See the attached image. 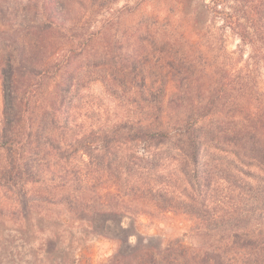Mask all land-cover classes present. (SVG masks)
Instances as JSON below:
<instances>
[{
  "label": "trees",
  "instance_id": "16d2710c",
  "mask_svg": "<svg viewBox=\"0 0 264 264\" xmlns=\"http://www.w3.org/2000/svg\"><path fill=\"white\" fill-rule=\"evenodd\" d=\"M153 1L0 0V219L25 252L31 234L44 235L39 264L53 263L58 244L80 264L93 238L117 243L103 264H264V94L224 60L206 82L179 50L153 63L118 57L112 29ZM252 18L225 19L251 40ZM85 52L90 61L73 67ZM97 81L112 110L80 95ZM162 213L184 215L206 242L139 233L138 216Z\"/></svg>",
  "mask_w": 264,
  "mask_h": 264
},
{
  "label": "rangeland",
  "instance_id": "374dc122",
  "mask_svg": "<svg viewBox=\"0 0 264 264\" xmlns=\"http://www.w3.org/2000/svg\"><path fill=\"white\" fill-rule=\"evenodd\" d=\"M211 1L154 0L151 5L154 11L148 15L125 13L119 25L111 31L112 40L115 42L116 39L114 48L117 56L130 59L133 55L147 53L150 62L153 63L160 57L167 60L174 50H179L190 59V65H194L200 70L199 73L204 74L205 81L209 78L208 65L224 60L235 65L236 70H241L242 75L250 74L249 77L258 86L259 93L264 94V0H219L218 13L212 11ZM124 4L125 0H119L117 7ZM230 14L253 16L258 34H254L251 40L241 39L239 34L228 26L225 18ZM196 16L199 19L197 24L194 23ZM97 29L98 26L94 28ZM85 56L86 52L74 59L73 67L86 65L92 57ZM205 65L207 67H204ZM104 74L102 73V76ZM195 78L196 76L192 78L190 75V91L193 92L190 94V101L196 97L193 90L197 84L194 82ZM50 87L48 92L51 91L52 85ZM83 94L86 96L85 99L90 101L102 99L101 104L112 110L113 105L106 99L104 86L100 81L85 84L84 89L80 91V95ZM2 100L0 79V107ZM50 209L58 211L56 207L50 206ZM36 218L34 215V219ZM3 220L0 219V264H18L19 260L22 264L34 260L39 264L43 255L44 235L31 234L27 239L25 252L24 249H18L21 240L13 222L6 217ZM123 223L128 225L129 222L124 219ZM44 224L46 228L49 226L47 222ZM135 225L140 234L152 237V242L156 244L163 240L164 245L173 243L176 247L180 243L200 246L206 242V238L194 231L193 224L181 214L162 213L154 218L141 215L137 217ZM73 235L75 245L81 242L79 234L74 232ZM116 247L115 241L106 238L88 239L81 250L76 251L75 257H80V264H103L114 253ZM57 248L53 251L55 257L52 264H77L72 262L73 254L68 259L65 257L67 256L65 250L59 247V244Z\"/></svg>",
  "mask_w": 264,
  "mask_h": 264
}]
</instances>
